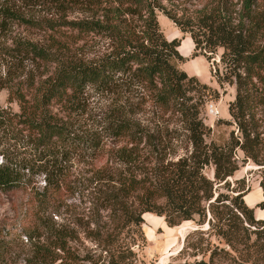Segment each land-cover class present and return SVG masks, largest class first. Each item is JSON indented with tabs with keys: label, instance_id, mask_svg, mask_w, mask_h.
Here are the masks:
<instances>
[{
	"label": "trees",
	"instance_id": "1",
	"mask_svg": "<svg viewBox=\"0 0 264 264\" xmlns=\"http://www.w3.org/2000/svg\"><path fill=\"white\" fill-rule=\"evenodd\" d=\"M70 10L81 15L66 20ZM158 13L190 36L193 55L218 56L216 82L235 88L225 142L205 141L211 129L201 115L219 89L180 68L181 40L165 37ZM0 22L42 37L12 38L0 75L18 106L0 105V137L10 134L35 157L0 151V194H23L18 223L32 249L28 264H138L145 212L169 227L199 226L167 264H264V219L232 179L240 160L264 165V0H0ZM61 26L65 43L56 36ZM88 36L109 49L76 58L71 45ZM27 60L34 71L24 72ZM88 85L108 94L110 113L79 128ZM183 141L189 146L178 156ZM259 186L256 206L264 208V177Z\"/></svg>",
	"mask_w": 264,
	"mask_h": 264
},
{
	"label": "rangeland",
	"instance_id": "2",
	"mask_svg": "<svg viewBox=\"0 0 264 264\" xmlns=\"http://www.w3.org/2000/svg\"><path fill=\"white\" fill-rule=\"evenodd\" d=\"M38 9H42L39 7ZM78 11L70 10L66 20H71L74 17L80 16ZM58 19V18H57ZM59 20V19H58ZM160 28L166 38L172 39L177 37L181 40L178 51L185 57L183 62L179 63L180 68L184 69L188 75H194L201 82H204L212 87H216L220 91V97L217 100L208 99L202 108L201 115L204 122L210 127V132L205 137L206 142L213 141L215 143H223L227 140L232 125L228 124L231 120L228 112V103L235 96V88L227 83L220 88L216 82L213 73L215 66L218 64V56L207 60L203 55H193L194 44L186 38L189 35L181 32L178 27L167 17L158 13ZM63 20H60L62 22ZM59 40L67 42L69 31L61 26ZM40 31L24 28L16 23L0 22V75L7 69V64L10 62L7 54H5V45H10L12 38L19 36L27 37L34 40H42ZM61 34V35H60ZM190 37V36H189ZM188 39L189 42L185 41ZM72 53L76 58L96 59L104 51L108 50L107 40L97 37L88 36L84 40H79L75 45L72 44ZM30 60L24 62L26 72L28 69L34 71V64ZM51 70L52 65H50ZM221 69V65H219ZM83 106L80 114L77 116V127L93 128L104 122L110 113L111 99L108 94L100 92L94 85H88L85 92L81 95ZM8 92L0 86V105L3 107L9 106L14 111L18 110L15 102H8ZM167 124L170 128L177 127L181 132L180 124L174 119L168 118ZM11 135H3L0 137V151L4 150L7 158L20 157L27 162L28 159H35L33 152L27 146L17 144ZM183 140V138L181 137ZM178 143V156L185 153V147L189 145L186 142ZM241 158V151L239 152ZM177 157V156H176ZM1 159V156H0ZM211 175V170H207ZM43 175L35 176V180L43 185ZM264 177V165H256L251 160L239 162V168L234 173L232 179L240 178V186L244 188V200L254 207L257 212V219H264V208H259L256 203L263 199L262 188L259 186V181ZM21 192L12 191L0 194V264H28L31 257L32 249L29 242L24 239L22 228L18 223L19 217V202L22 199ZM247 195V196H246ZM144 223L142 230L145 235V243L138 249L137 263L138 264H161L164 258L165 264L173 262L176 259V254L181 249L184 238L191 232L195 224L192 221H184L181 224L169 227L163 216H157L154 213L145 212L143 214ZM206 224L202 227L205 228ZM210 241L217 243L215 236L210 237ZM176 253H173L175 252ZM207 254L204 256L207 259ZM182 257V256H181ZM201 255L198 256L200 258ZM191 259V258H189Z\"/></svg>",
	"mask_w": 264,
	"mask_h": 264
},
{
	"label": "crops",
	"instance_id": "3",
	"mask_svg": "<svg viewBox=\"0 0 264 264\" xmlns=\"http://www.w3.org/2000/svg\"><path fill=\"white\" fill-rule=\"evenodd\" d=\"M186 38H190V37L188 36V37H186ZM190 40H191V39H190ZM185 41L189 42L188 39H185ZM191 41H192V40H191ZM262 195H263V194H262ZM244 196H245V195H244ZM244 196H243V197H244ZM246 196H247V195H246ZM244 201H245V200H244ZM245 202H246V201H245ZM246 204H247L248 206H250V207H253V206H251L250 204H248L247 202H246ZM263 210H264V209H263ZM256 212H257V210L255 209V210H254V214H256Z\"/></svg>",
	"mask_w": 264,
	"mask_h": 264
},
{
	"label": "water",
	"instance_id": "4",
	"mask_svg": "<svg viewBox=\"0 0 264 264\" xmlns=\"http://www.w3.org/2000/svg\"><path fill=\"white\" fill-rule=\"evenodd\" d=\"M199 226H197L196 224H195V226H193L192 228L193 229H197ZM208 227V225L206 224V226H205V228H207Z\"/></svg>",
	"mask_w": 264,
	"mask_h": 264
},
{
	"label": "bare ground",
	"instance_id": "5",
	"mask_svg": "<svg viewBox=\"0 0 264 264\" xmlns=\"http://www.w3.org/2000/svg\"><path fill=\"white\" fill-rule=\"evenodd\" d=\"M173 253H176V251H175V252H173ZM161 264H165L164 258L162 259V262H161Z\"/></svg>",
	"mask_w": 264,
	"mask_h": 264
}]
</instances>
